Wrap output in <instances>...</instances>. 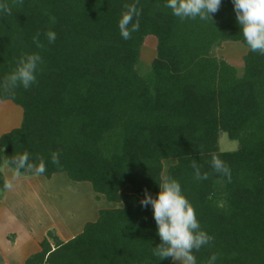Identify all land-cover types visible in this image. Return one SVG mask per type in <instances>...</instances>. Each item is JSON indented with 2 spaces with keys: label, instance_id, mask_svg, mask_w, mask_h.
Instances as JSON below:
<instances>
[{
  "label": "trees",
  "instance_id": "1",
  "mask_svg": "<svg viewBox=\"0 0 264 264\" xmlns=\"http://www.w3.org/2000/svg\"><path fill=\"white\" fill-rule=\"evenodd\" d=\"M3 2L11 15H0V83L23 53H38L43 63L29 89L0 90V101L23 109L20 126L0 136V200L3 164L35 174L11 163L28 153L34 165L45 164L42 176L66 173L121 205L101 209L67 241L48 230L24 264H172L153 255L161 243L153 209L140 205L146 192L160 191L167 159L175 163L165 177L181 183L214 237L195 253L198 264L212 254L217 264H264V55L248 50L239 76L212 54L225 41L245 44L232 0L206 21H181L165 0ZM129 4L142 9L140 30L124 40L118 21ZM151 36L156 57L142 73L141 49ZM221 132L238 149L221 150ZM213 155L229 166L231 182L211 167ZM193 161L207 179H194Z\"/></svg>",
  "mask_w": 264,
  "mask_h": 264
},
{
  "label": "clouds",
  "instance_id": "2",
  "mask_svg": "<svg viewBox=\"0 0 264 264\" xmlns=\"http://www.w3.org/2000/svg\"><path fill=\"white\" fill-rule=\"evenodd\" d=\"M236 20L244 38L247 49L253 53L264 55V0H232ZM222 4V0H165V7L171 10L173 16L181 21L187 19L213 20ZM126 11L121 14L118 21L119 34L124 40L132 38V34L140 30L139 17L142 9L136 4L126 5ZM0 15H11V9L3 0H0ZM49 43H54L57 34L53 30L44 33ZM34 43L38 47V36L34 37ZM43 58L38 53H23L16 60L15 68L7 74L0 83V90L5 93H14L19 87L29 89L37 82V75ZM53 164L59 165V154L51 155ZM17 172L21 170H34L35 174L43 175L46 166L42 162L34 165L30 162L28 153L17 155L11 161ZM215 172L231 182L232 173L229 166L218 156L213 155L210 161ZM192 168L195 170L194 179L205 180L207 174H201L200 166L193 161ZM160 191L153 197L146 192L140 205L144 208L149 206L153 209V218L157 225V235L161 243L153 247V255L160 260L171 258L179 264H198L195 255L203 247L210 246L214 237L203 230L198 219L197 211L186 196L181 183L172 177H164L158 181ZM6 189H12L11 183L4 185ZM218 255L212 254L207 259V264H217Z\"/></svg>",
  "mask_w": 264,
  "mask_h": 264
},
{
  "label": "rangeland",
  "instance_id": "3",
  "mask_svg": "<svg viewBox=\"0 0 264 264\" xmlns=\"http://www.w3.org/2000/svg\"><path fill=\"white\" fill-rule=\"evenodd\" d=\"M247 46L241 42L225 41L217 45L213 56L227 61L236 67L238 75L244 73V56L247 54ZM156 57V39L148 37L141 49V72H148V68ZM23 109L10 100L0 101V136L21 124ZM221 150L233 151L238 149L239 141L231 140L227 133L221 132L219 136ZM163 177L168 168L175 163L174 159L164 160ZM1 171L7 183L9 177H23L16 173L6 163L1 166ZM39 178L34 186L21 185L12 196V205L19 212L24 213L25 219L17 218L10 212L4 214L0 220V264H23L25 255L31 254L38 245V236L34 230H43L45 223L57 221L60 224H69L70 233L75 235L80 232L88 221L98 218L99 210L121 206L120 203L109 201L104 195L96 193L90 182H78L70 179L66 173H56L51 178L33 174ZM17 178H12L14 182ZM7 190V189H6ZM2 192L0 210L4 208ZM125 188L123 193L127 192ZM11 193V192H10ZM40 195L37 206H33L31 200ZM29 198V200H27ZM24 218V217H23ZM62 222V223H61ZM52 229L49 227L48 230ZM47 230V232H48ZM11 232V233H9ZM179 264V262H174Z\"/></svg>",
  "mask_w": 264,
  "mask_h": 264
},
{
  "label": "crops",
  "instance_id": "4",
  "mask_svg": "<svg viewBox=\"0 0 264 264\" xmlns=\"http://www.w3.org/2000/svg\"><path fill=\"white\" fill-rule=\"evenodd\" d=\"M13 176V175H12ZM9 177V183H11L13 185L12 189H7L6 190V193H5V198L3 199V202H4V208L3 210H0V220L2 218V216L4 214H7L8 212H10L11 215H14L16 216L17 218H21L22 220L25 219V216H24V213H22V211L19 212V210L12 205L11 201H12V196H13V193L14 191H17V189H19V187H21V185H32L34 186L38 181L36 175L35 176H23V177ZM42 176V175H41ZM12 178H17L14 182H12ZM11 192V193H10ZM13 192V193H12ZM32 196H35L34 197V200H31L32 202L34 201L33 206H37L38 203H35L36 201L38 202L39 201V196H37L36 194H32ZM27 200H29V198H27ZM100 211V210H99ZM24 217V218H23ZM99 217V215H98ZM97 220V219H96ZM62 223V222H61ZM87 222H85L86 224ZM84 224V226H85ZM84 226L82 228V230L80 232L83 231L84 229ZM49 227L51 228H55L56 231H57V234L59 235V237L64 240V241H67L71 238H73L74 236H76L77 234H79L80 232H76L75 235H72L70 232L72 231L69 227V224H67L66 222L65 223H62L60 224L59 222L57 221H51L50 222H47L45 223V227L43 228V230H38L37 228L34 230V235H37L38 236V245L35 247V250L31 253H36L38 251L41 250V242L43 241V239L46 237L47 235V230L49 229ZM11 233V232H9ZM25 255V257L23 258L24 259V262L23 264L25 263L26 259L31 255ZM172 261V264H174V261Z\"/></svg>",
  "mask_w": 264,
  "mask_h": 264
}]
</instances>
